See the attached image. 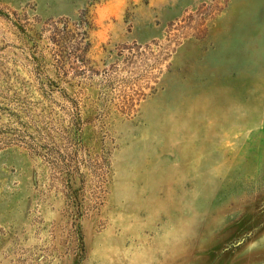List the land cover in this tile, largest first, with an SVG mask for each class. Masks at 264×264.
Listing matches in <instances>:
<instances>
[{
  "label": "rangeland",
  "instance_id": "1",
  "mask_svg": "<svg viewBox=\"0 0 264 264\" xmlns=\"http://www.w3.org/2000/svg\"><path fill=\"white\" fill-rule=\"evenodd\" d=\"M0 264H264V0H0Z\"/></svg>",
  "mask_w": 264,
  "mask_h": 264
}]
</instances>
